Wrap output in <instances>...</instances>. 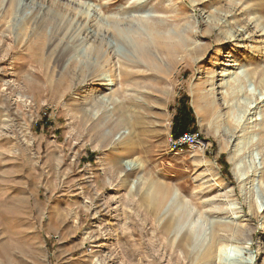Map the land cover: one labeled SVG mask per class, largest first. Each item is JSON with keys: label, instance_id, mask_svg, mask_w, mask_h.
<instances>
[{"label": "rangeland", "instance_id": "rangeland-1", "mask_svg": "<svg viewBox=\"0 0 264 264\" xmlns=\"http://www.w3.org/2000/svg\"><path fill=\"white\" fill-rule=\"evenodd\" d=\"M141 21L178 49L129 52ZM242 21L264 0H0V264H264V88L228 89L264 35L234 47ZM184 95L207 149L169 148Z\"/></svg>", "mask_w": 264, "mask_h": 264}, {"label": "bare ground", "instance_id": "bare-ground-1", "mask_svg": "<svg viewBox=\"0 0 264 264\" xmlns=\"http://www.w3.org/2000/svg\"><path fill=\"white\" fill-rule=\"evenodd\" d=\"M258 5V4H257ZM252 7H255V6H252ZM257 10V9H256ZM249 11H250V9H249ZM252 12L254 11V10H251ZM249 13V12H248ZM247 13V14H248ZM251 14V13H250ZM236 22V24H240V22L239 21H235ZM257 22H259V21H257ZM242 23H243V25H244V27H242V26H240V25H238L239 27H242V30H241V32H236L235 30V34H233L232 33V35H230L231 33H229V38H225L226 39V41H227V39H228V41H230V40H233V41H235V45H234V47H236V48H238V49H242V47L241 46H239V44H240V40H243V41H245L244 40V38L243 37H245L244 36V31L246 30H251L252 31V27H254V24H253V26H251V24H252V22H251V24H250V22L249 21H242ZM114 24H116L117 26H119V22L116 20L115 22H114ZM140 25H142L143 27H141V37H138L136 40H135V42L134 43H136L135 45L133 44L132 46H131V48H132V50H129V52H131L132 54H136L137 56H141L142 57V59L143 60H147V63H151L152 61H153V58H154V55H153V51H155L154 49L155 48H157V45H155L156 44V42H157V39L160 41L159 43H158V49H159V51H161V52H172V51H175L176 49H178V46H176L175 44H173V43H170L169 42V40H171V39H173V36H172V38H168V36L166 37V36H164V37H161V36H159L158 34H155V32H154V29H153V27L151 26V25H149V24H147L146 22H143V21H141L140 23H139ZM257 24V23H256ZM262 24V29L260 28V27H258V28H256V27H254V29H255V31H253V33H257L260 37H262L263 35H264V28H263V26H264V24L263 23H261ZM249 30V31H250ZM122 31V30H121ZM116 32V31H115ZM123 32V31H122ZM130 32V31H129ZM248 32V31H247ZM249 33V32H248ZM112 34V33H111ZM121 34V33H120ZM119 34V35H120ZM237 34V35H236ZM129 35V34H128ZM250 35V34H249ZM253 35V34H252ZM118 36V35H117ZM127 36V35H126ZM122 37V36H121ZM252 36H249V38H251ZM255 37V36H254ZM144 38H149V40H151L152 41V43H151V45H153V48H149L147 45H146V43H147V39H144ZM247 38V37H246ZM253 38V37H252ZM256 38H258V37H256ZM263 38V37H262ZM121 39V38H120ZM128 40V39H127ZM181 40H183V39H181ZM249 40H251V39H249ZM260 40H263V39H260ZM122 41V40H121ZM242 41V42H243ZM247 41V40H246ZM259 41V40H258ZM262 42V41H261ZM122 43V42H121ZM263 43V42H262ZM130 48V47H129ZM235 48V49H236ZM158 51V50H157ZM174 53V52H173ZM252 53V52H251ZM163 54V53H162ZM162 56V55H161ZM164 56V55H163ZM171 56V55H170ZM260 56V55H259ZM247 58V57H246ZM248 58H249V56H248ZM252 58V57H251ZM263 61V60H262ZM260 62H261V60H260ZM262 65H263V63H262ZM264 66V65H263ZM259 67H260V65H259ZM127 75L128 74H126V73H124L123 72V74H122V76L124 77V83H126L127 81H126V77H127ZM231 78H232V81H228V89H231V90H237V93H242L245 89H244V87H243V85H244V83L249 79V81L251 80V79H254L255 81H254V83L256 84V86L258 85V86H260L261 88L263 87L264 88V67H262L261 66V68H257L256 69V71H254V72H251L250 74H247L246 76H243V75H239L238 73H235V75L234 76H230ZM10 84L11 83H9V81H6L5 82V85H9L10 86ZM234 90H233V92H234ZM247 90V89H246ZM92 94L94 93V92H96V88H93L92 89ZM255 94V93H254ZM91 96V95H90ZM255 96V95H254ZM256 97V96H255ZM98 99H96L99 103H101V104H107V102L105 101V99L104 98H100V97H97ZM21 99V98H20ZM257 99V98H256ZM258 100V99H257ZM256 100V101H257ZM21 101L23 102H25V99L23 100V99H21ZM122 101L123 102H128V103H130V101L131 100H128V98H123L122 99ZM2 102V101H1ZM18 102H20V100L18 101ZM253 102V101H252ZM247 103H249L248 101H247ZM245 104H246V102H245ZM248 105V104H247ZM257 107H258V105H256L253 109H257ZM263 108H264V106H263ZM13 108H12V106L11 105H7V104H2L1 106H0V113H4V115H5V117H8V115H7V113L8 112H10L11 110H12ZM263 111H264V109H263ZM108 112H110V111H108ZM123 112V111H122ZM255 114V113H254ZM264 114V113H263ZM84 115H85V113H84ZM107 115V114H106ZM111 115V114H110ZM86 117V116H85ZM112 117V116H111ZM104 118H105V116H104ZM107 118V117H106ZM110 118V117H109ZM263 121L260 123V124H262L263 125V128H260V129H258V131L261 133V134H263L264 135V118L262 119ZM257 121V120H256ZM128 122H129V119H128ZM126 124H128L127 123V120H125V122H123V125L124 126H126ZM255 124V123H254ZM259 124V125H260ZM257 125V124H256ZM240 127V126H239ZM253 131V130H252ZM263 137V136H262ZM262 142H263V140H262ZM232 159V158H231ZM234 160V159H233ZM232 160V161H233ZM236 163V162H235ZM235 163L233 162V165H234V167L232 168V170H233V172L235 173V171H236V167H235ZM109 165V164H108ZM239 169V168H238ZM240 171H241V169H240ZM236 175V174H235ZM263 175H264V171H263ZM243 175H241V176H238V179H241V177H242ZM180 217V216H179ZM228 231L230 232V231H235L233 228H229L228 229ZM250 242H247V245L248 246H246V247H241V248H239L240 249V251H241V253H243V252H245L246 250L249 252V251H251L250 250ZM98 246V245H97ZM102 246V245H101ZM93 247V246H92ZM236 249L237 250V248L238 247H234V246H229V245H223V246H221L220 247V249H219V252H218V255H219V258H220V260L222 261V259H225V257L227 256V255H229V252H231L232 251V249ZM100 251V250H99ZM249 254H251V253H249ZM242 256V255H241ZM253 258H254V256H253ZM98 259V258H97ZM100 259V258H99ZM98 259V260H99ZM97 261V260H96ZM253 261V260H252ZM100 262V261H99ZM101 263H102V261H101ZM250 263V262H249ZM100 264V263H99Z\"/></svg>", "mask_w": 264, "mask_h": 264}, {"label": "trees", "instance_id": "trees-1", "mask_svg": "<svg viewBox=\"0 0 264 264\" xmlns=\"http://www.w3.org/2000/svg\"><path fill=\"white\" fill-rule=\"evenodd\" d=\"M188 100V96L184 95L177 107V113L174 117L172 126V134L174 138H178L181 134L191 131L190 128H192V130L198 129L194 111ZM219 163L225 168L223 172L224 175L230 177L231 174L228 169V164L224 162L223 157L220 158Z\"/></svg>", "mask_w": 264, "mask_h": 264}, {"label": "built area", "instance_id": "built-area-1", "mask_svg": "<svg viewBox=\"0 0 264 264\" xmlns=\"http://www.w3.org/2000/svg\"><path fill=\"white\" fill-rule=\"evenodd\" d=\"M203 137L199 132H189L180 135L178 138L171 137L169 140V148L172 152H184L188 149L208 148Z\"/></svg>", "mask_w": 264, "mask_h": 264}]
</instances>
